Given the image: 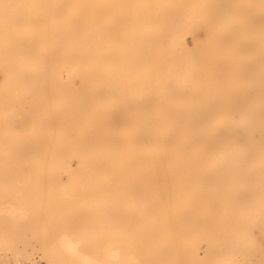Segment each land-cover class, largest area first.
<instances>
[{
  "label": "rangeland",
  "instance_id": "obj_1",
  "mask_svg": "<svg viewBox=\"0 0 264 264\" xmlns=\"http://www.w3.org/2000/svg\"><path fill=\"white\" fill-rule=\"evenodd\" d=\"M96 7L100 22L125 15L115 23L146 33L140 42L141 61L130 67L128 78L145 82L141 87L135 83L145 100L132 104H219L208 110V117L218 121L224 114L229 124L218 137L188 140H206L207 152L193 145L191 154L175 156L186 158L185 165L151 171L152 179L163 180L160 184L128 188L144 196L145 210L132 208L125 228L135 229L141 221L149 226L143 248L131 249L125 262L115 232L107 227L105 241L87 246L80 231L89 214L84 211L80 219L68 207L62 211L63 223H28V215L18 211L0 222V264H15V247L24 264H47L50 257L54 264H264V0H81L82 25L91 34L81 46L99 61L120 63L125 57L110 31L87 19L86 13ZM21 29L1 28L0 50L23 54L28 43L18 35ZM42 54L30 49L27 60L10 61L13 69L22 66L27 78L20 102L7 91L10 78L0 89L7 113L17 112L9 121L11 132L25 137L20 153H0L2 208L44 201L49 191L47 156L40 148L46 104L44 99L36 102L34 94L35 78L43 73ZM257 104L261 111L252 109ZM94 191L95 220L101 225L107 189L97 184ZM170 215L175 217L171 225L153 226ZM166 231L176 240L164 236ZM63 240L76 246V255L57 250Z\"/></svg>",
  "mask_w": 264,
  "mask_h": 264
},
{
  "label": "bare ground",
  "instance_id": "obj_2",
  "mask_svg": "<svg viewBox=\"0 0 264 264\" xmlns=\"http://www.w3.org/2000/svg\"><path fill=\"white\" fill-rule=\"evenodd\" d=\"M86 14L87 19L98 23V28L110 31L125 60L120 63L99 61L81 46V41L91 37L86 25L84 28L82 25L81 0H0V35L3 27L19 26L22 29L18 35L28 43L23 54L0 50V89L7 86L5 79L10 78L7 91L20 102L27 78L22 66L13 69L10 61L12 58L20 62L27 60L30 49L43 53V73L35 78L34 94L36 102L44 99L46 104L45 143L40 148L46 153L49 172L47 198L14 208L0 205V222L6 223L14 211L25 212L28 223L32 224L45 220L63 223L62 211L68 207L80 219H84L85 211L89 216L87 225L80 231L83 242L87 246L101 244L107 238L104 228L107 227L115 232L114 239L122 253L120 259L125 262L131 249L143 248L142 238L147 235L149 226L141 221L135 229L125 228L124 222L132 208L145 210L141 203L144 196L128 188L143 189L150 184H160L163 180L159 176L152 179L151 171L162 168L175 171L185 165L186 158L175 156L191 154L193 145L207 152L206 140L200 143L188 140L218 137L229 120L224 114L218 121L208 117V110L216 109L219 104H132L145 100L141 88L135 86L137 83L141 87L145 82H131L128 78L130 67L141 61L140 42L146 33L125 23H115L124 20L125 15L118 19L107 18L102 23L97 19V7ZM83 55L86 56L84 65ZM114 68L118 70L116 75ZM6 105L7 102L0 99V153L18 154L25 137L11 132L9 121L17 112L8 114ZM252 109L261 111L258 104ZM97 184L107 189L100 210L103 225L95 220L99 212L94 191ZM174 221L175 217L170 215L154 222L153 226H169ZM164 233L170 241L176 240L171 232ZM127 235H130L129 240H126ZM57 250L77 254L70 240L61 241ZM20 255L23 257L15 247L11 254L15 264H24L17 259ZM47 264H54L52 257Z\"/></svg>",
  "mask_w": 264,
  "mask_h": 264
}]
</instances>
